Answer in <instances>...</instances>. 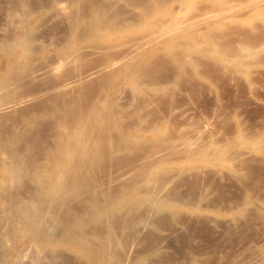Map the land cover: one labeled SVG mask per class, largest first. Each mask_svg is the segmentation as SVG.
Masks as SVG:
<instances>
[{
    "label": "rangeland",
    "instance_id": "374dc122",
    "mask_svg": "<svg viewBox=\"0 0 264 264\" xmlns=\"http://www.w3.org/2000/svg\"><path fill=\"white\" fill-rule=\"evenodd\" d=\"M0 264H264V0H0Z\"/></svg>",
    "mask_w": 264,
    "mask_h": 264
},
{
    "label": "bare ground",
    "instance_id": "6f19581e",
    "mask_svg": "<svg viewBox=\"0 0 264 264\" xmlns=\"http://www.w3.org/2000/svg\"><path fill=\"white\" fill-rule=\"evenodd\" d=\"M29 217H30V216H29ZM27 219H28V218H27ZM42 219H44V216L42 217ZM25 220H26V219H25ZM32 220H33V219H32ZM26 222H27V221H26ZM38 222H39V221H38ZM40 222H43V220H41ZM40 222H39V223H40ZM43 223H44V222H43ZM43 223H42V224H43ZM30 225H31V223H30ZM34 229H35V228H34ZM82 236H83V235H82ZM81 238H82L81 240L84 239L83 241H85V237H81Z\"/></svg>",
    "mask_w": 264,
    "mask_h": 264
}]
</instances>
